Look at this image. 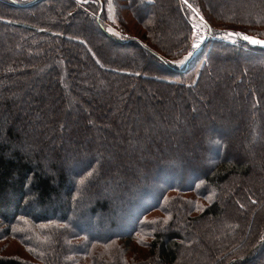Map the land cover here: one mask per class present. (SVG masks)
Listing matches in <instances>:
<instances>
[{"label": "trees", "instance_id": "16d2710c", "mask_svg": "<svg viewBox=\"0 0 264 264\" xmlns=\"http://www.w3.org/2000/svg\"><path fill=\"white\" fill-rule=\"evenodd\" d=\"M128 1L144 40L106 29L123 20L119 0H0V243L16 239L31 257L0 264H264V189L249 185L264 179V47L243 38H264V0H240L262 5L249 15L236 0ZM192 16L212 36L179 67ZM169 20L179 24L166 34ZM211 110L237 118L215 125ZM142 127L157 138L123 142ZM172 190L213 201L196 214L186 197L164 204ZM152 211L162 215L145 221ZM136 238L145 251L128 257Z\"/></svg>", "mask_w": 264, "mask_h": 264}, {"label": "rangeland", "instance_id": "374dc122", "mask_svg": "<svg viewBox=\"0 0 264 264\" xmlns=\"http://www.w3.org/2000/svg\"><path fill=\"white\" fill-rule=\"evenodd\" d=\"M119 2L121 3V13H122V15H121V18H122V16H123V20L122 19H118L117 20V18H112V21L110 22V23H108L107 25H106V29L109 31V32H111V33H113V34H116L117 36H119V37H124V38H128V37H137V38H139L140 40H144L143 38H144V35H145V29L142 27V25L141 24H139V22H138V20L136 19V17L134 16V14L132 13V11L130 10V5H129V1L128 0H119ZM216 2L218 3V1L216 0ZM255 3V2H254ZM254 3H248V2H245V1H243V2H241L240 0H236L232 5L233 6H235L236 8L234 9L237 13H240V14H242V15H249V14H251L250 13V11L252 10H255V9H261V6H260V3L259 2H257L256 1V3H257V5H254V6H252V4H254ZM219 4V3H218ZM263 4H264V2H263ZM202 6V5H201ZM233 6H230V5H228V4H224V5H222L220 8L217 6L216 7V12H218L219 14H224V13H228V11H230V10H232V8H233ZM203 7H204V9L206 10V7H205V5H203ZM206 13H207V15L209 16V17H211L212 18V13L210 12V11H208V10H206ZM110 15H112V14H110ZM212 15V16H211ZM191 23H192V27H193V36L195 35V28L197 27V26H201V27H204V25H203V23L202 22H200V21H198L195 17H191ZM177 24H179V22H177V21H172V20H169V21H167V24L165 25V27H164V30L166 31V34H170V32L172 31V33H173V30H175V29H177ZM246 28H248V29H253L252 27H246ZM224 34V33H223ZM217 36V35H216ZM247 37H250V38H252L253 40H258V41H264V38L263 37H260V36H258V35H256V34H251V35H246ZM226 37V35L224 34V37L223 38H225ZM251 45H257V46H261V47H264V44H260V43H252L250 40H247ZM192 42V41H191ZM187 54H188V51H187V53L184 55V56H182V57H180L178 60H172V64L174 63V65H176V66H179V67H184L185 66V64L187 63V61L190 59L188 56H187ZM224 66H226L231 72H233L235 69H234V67L233 68H231V67H228L227 66V64L225 63L224 64ZM205 100H207V98H205ZM194 105L196 106V107H198L197 106V104H195L194 103ZM211 107L208 105V106H205V109L207 110V109H210ZM146 110V109H145ZM139 115L141 116L142 115V112L141 111H139ZM209 119H211L212 121H215L214 123H218V124H215V125H220L219 123H223V122H233V120L235 121L236 120V118H237V113L236 114H234L233 112H232V117L231 116H227V115H224L223 117H218L217 116V114H215L212 110L209 112ZM190 120H191V118H186V122H190ZM113 124V122H108L107 123V125H108V127H111V128H114L115 129V127L112 125ZM259 126H260V129H259V132L261 133V134H259L260 135V137L261 138H264V131H263V125L261 124H259ZM183 127L182 126H179V129L181 130ZM212 128L213 127H210V129L212 130ZM123 129V128H122ZM121 129V130H122ZM146 129L147 128H141L140 129V131L142 132V134H133V137L135 138V139H132L130 136H124L123 134H122V132L123 131H120V130H118V134L119 135H121V136H124L125 138L123 139V140H125V141H123L124 143H126V144H130L129 143V141H131V142H138V140L141 142L142 140H143V138L144 137H147V136H151V137H155V139L157 138V133L156 132H153V131H148V132H146ZM199 129H191L190 130V133H185L186 134V136L187 135H189V137H190V139H192V138H195L196 136H199ZM134 133V132H133ZM207 133H208V135H210V136H215V135H217L214 131H207ZM195 136V137H194ZM170 139H172V140H176V142H178L179 143V145H181V143H180V139H182V137H181V135H180V132L179 131H177V130H175V131H173V132H170ZM188 137V136H187ZM215 137H217V136H215ZM114 140L115 141H117V140H119V136H115V138H114ZM262 140H264V139H262ZM122 141V140H121ZM108 142H110V139H108ZM146 143L148 142L147 141V139H146V141H145ZM208 157H209V161H210V159H213L214 157H213V155L212 154H209L208 155ZM207 157V158H208ZM206 163L208 164V162H207V160H206ZM113 169H117V168H113ZM118 170L120 171L121 170V168H118ZM256 171H258L259 173H262V171H263V173H264V165H263V170H261V169H256ZM147 174L148 175V171H144L143 170V174ZM264 175V174H263ZM256 176V182L252 185V184H249V185H251V186H253V187H258L259 188V190H261V189H264V179H262V178H260L259 176H257V175H255ZM67 179V183L69 184L70 182H71V180H70V177L69 178H66ZM124 180V178H121L120 179V181H115V182H113L114 183V185L115 186H120V183L122 182ZM108 182V181H107ZM148 182L149 183H151L152 181H150L149 179H148ZM153 184L154 183H151V185L153 186ZM160 186V185H159ZM158 186L156 185L155 186V188H151V191H153V193H155L156 192V189H159V188H157ZM64 192L66 191V188L64 187ZM196 191L197 190H193V191H188V192H184L183 190H172V191H170V192H168L167 194H166V196H165V198H164V204H165V202L168 200V201H170V200H172L173 198H175V197H178V196H181V197H186V198H188V200H189V203H190V206L192 207V209L195 211L194 213H196V214H198V213H200L201 212V210H203L204 209V207H206L208 204H210L212 201H213V196H212V194H206L205 196H198L197 194H196ZM210 192H212V191H210ZM98 194L99 195H106L107 194V191H99L98 192ZM261 194H262V196L264 197V193H260V196H261ZM66 195V193L65 194H63V197ZM261 196V197H262ZM61 198V199H58V201H56V203L54 204V206L53 207H55V208H57V209H59L60 207H64L65 206V199L64 198H66V196L64 197V198ZM163 204V205H164ZM31 206L33 205V204H30ZM29 205V206H30ZM25 206H26V204H25ZM29 206L27 205V207L28 208H25V207H23V209H29ZM34 207V206H33ZM167 207V206H166ZM72 210H73V216H71V219L72 220H74V222H75V224L76 223H78V221H77V215H79V214H81L83 211H84V209L83 208H79L78 207V205H76V204H74V206L72 207ZM35 213H36V209H35ZM158 215H162L161 214V212L160 211H152V212H150L149 214H148V216L144 219L145 221L146 220H148V221H151V220H155V218L154 217H156V216H158ZM167 215H171V213H168ZM109 219L110 218H112V215H106ZM106 216H104L103 218L105 219L104 221H101L100 223H103V222H105L104 224H102V225H106V226H104L106 229H107V227H109L107 224H108V220H107V218H106ZM231 219H233L234 218V215H231V216H229ZM226 218H224L222 215H221V217L220 218H218L217 220H215L214 221V225L211 227V223L213 222L211 219L209 220L210 222H209V232H211V234L212 235H218L217 234V231H216V229L215 228H217V226H221L222 225V223L224 222V220H225ZM82 222V220H80V222H79V227L80 228H82V226H83V224L81 223ZM95 228V230L97 229L98 230V228H96V227H94ZM85 229H87L86 227H85ZM220 229V228H219ZM223 233V232H222ZM221 233V234H222ZM104 235L105 234H107V233H103ZM103 235V236H104ZM141 239H143V241H147V242H149V241H151V236H148V235H145L144 237H141ZM6 241V242H5ZM5 241H2L1 243H0V249H3L2 251H0V254H2V255H5V256H15V255H18V256H21V257H25V258H31V257H29V255H28V253H26V249L24 248V246L23 245H21V243L17 240L16 241V239H12V238H9V239H7V240H5ZM8 241V242H7ZM142 240H140V238H136L135 239V241H134V243H132V250H129L128 252H127V256L128 257H131L133 254H134V252L136 251V248H137V250L139 251V252H141V253H143L145 250H144V247H140V248H138L137 246H136V244H135V242L137 243V242H141ZM82 248H83V246H81ZM214 250V252H211V255H214L216 252H217V249H213Z\"/></svg>", "mask_w": 264, "mask_h": 264}, {"label": "built area", "instance_id": "2783aa9c", "mask_svg": "<svg viewBox=\"0 0 264 264\" xmlns=\"http://www.w3.org/2000/svg\"><path fill=\"white\" fill-rule=\"evenodd\" d=\"M216 35L215 38L217 39H223L224 37V34L222 32H218ZM211 36V30L207 26H197L195 28V35L193 36L191 40L192 42L190 43V46L188 48L187 56L189 58H192L202 48L204 43L211 38Z\"/></svg>", "mask_w": 264, "mask_h": 264}, {"label": "snow or ice", "instance_id": "6c2138e0", "mask_svg": "<svg viewBox=\"0 0 264 264\" xmlns=\"http://www.w3.org/2000/svg\"><path fill=\"white\" fill-rule=\"evenodd\" d=\"M185 3H187V0H184ZM232 35H238L236 33H233ZM245 40H250L252 43H260V44H264V41H258V40H253L250 37L244 36L243 37Z\"/></svg>", "mask_w": 264, "mask_h": 264}, {"label": "water", "instance_id": "95a60500", "mask_svg": "<svg viewBox=\"0 0 264 264\" xmlns=\"http://www.w3.org/2000/svg\"><path fill=\"white\" fill-rule=\"evenodd\" d=\"M231 36H235V35H232V34H231Z\"/></svg>", "mask_w": 264, "mask_h": 264}]
</instances>
